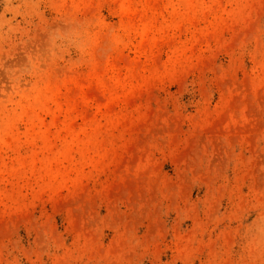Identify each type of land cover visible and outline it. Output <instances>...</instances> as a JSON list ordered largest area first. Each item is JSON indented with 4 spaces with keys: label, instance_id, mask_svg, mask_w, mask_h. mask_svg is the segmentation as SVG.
<instances>
[{
    "label": "rangeland",
    "instance_id": "1",
    "mask_svg": "<svg viewBox=\"0 0 264 264\" xmlns=\"http://www.w3.org/2000/svg\"><path fill=\"white\" fill-rule=\"evenodd\" d=\"M0 264H264V0H0Z\"/></svg>",
    "mask_w": 264,
    "mask_h": 264
}]
</instances>
